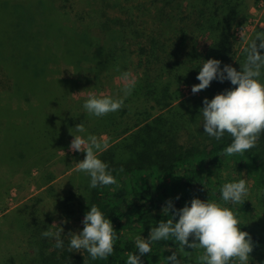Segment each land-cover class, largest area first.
<instances>
[{
    "label": "trees",
    "instance_id": "1",
    "mask_svg": "<svg viewBox=\"0 0 264 264\" xmlns=\"http://www.w3.org/2000/svg\"><path fill=\"white\" fill-rule=\"evenodd\" d=\"M250 3L0 0V211L5 212L0 264H126L127 254L137 252L135 237L147 238L151 228L170 219L162 213L166 202L182 209L194 198L231 209L251 237L257 260L252 264H264V226L257 222V212L264 217V133L253 149L226 158L222 151L232 138L207 136L200 111L204 99L235 86L214 80L193 97L183 98L180 91L182 84L200 83L196 77L209 59L221 61V70L230 65L239 71L248 43L264 31L255 30L237 49L233 30L249 17ZM62 65L73 73L60 76ZM123 71L136 78L124 107L103 117L89 115L83 104L90 93L123 95L118 79ZM82 123L86 131L77 133ZM72 135L99 140L107 135L108 148L97 155L116 184L91 189L90 177L77 171L71 188H56L49 168L67 161L58 152ZM34 170L38 176L33 177ZM19 175L45 189L7 210ZM240 179L247 181L249 195L239 204L225 203L222 185ZM93 204L116 231L114 251L105 259L74 252L61 229L60 219L78 214L84 219ZM49 227L60 233L63 248L55 247V238L42 236ZM186 250L182 264H197L200 250ZM172 252H178L174 239L160 241L141 259L167 264Z\"/></svg>",
    "mask_w": 264,
    "mask_h": 264
},
{
    "label": "clouds",
    "instance_id": "2",
    "mask_svg": "<svg viewBox=\"0 0 264 264\" xmlns=\"http://www.w3.org/2000/svg\"><path fill=\"white\" fill-rule=\"evenodd\" d=\"M257 41H260L259 45ZM261 50H264V31L257 32L248 43L246 58L239 71L230 65H225L221 70V61L209 59L200 67L196 77L200 83L191 89L193 94H197L207 89L214 80L221 83L227 80L235 86L232 90L217 94L211 101L204 99L200 111L207 136L216 141H221L225 134L232 138V142L222 151L226 158L243 155L253 149L264 133V83L260 81L264 72V55H261ZM116 70L120 71L119 68ZM118 79L123 95L97 96L90 93L83 104L89 115L103 117L124 107L125 99L135 88L136 78L132 72L123 71ZM75 130L77 133L86 131L83 123L77 125ZM73 137L70 151L86 153L84 160L76 163V170L90 177L89 188L116 184L117 180L109 171L108 164L97 155L106 150L108 144L102 143L95 135ZM220 191L222 200L232 204L241 203L249 195L245 179L225 183ZM162 213L170 219L160 221L156 227L151 228L147 238L140 235L135 237L137 252L127 254L126 264H143L141 258L151 253L154 243L169 239H174L177 243L178 252L165 257L167 264H182L180 254L187 255L186 249L200 250L196 258L197 264H249L250 253L253 251L251 237L247 232L241 231L240 220L228 207L194 198L190 207L186 204L182 209H176L168 201ZM82 223V232L69 234L70 249L77 252L83 249L93 260L110 256L117 239L111 221L93 204ZM51 228L43 231L42 236L55 238V247L63 248L60 233L53 232Z\"/></svg>",
    "mask_w": 264,
    "mask_h": 264
},
{
    "label": "rangeland",
    "instance_id": "3",
    "mask_svg": "<svg viewBox=\"0 0 264 264\" xmlns=\"http://www.w3.org/2000/svg\"><path fill=\"white\" fill-rule=\"evenodd\" d=\"M235 28L244 29L243 38L238 39L236 42L237 49L241 51L244 48V46L247 44V42H249L251 35L253 34V32H255V30L259 28L264 29V0H251L250 8H249V17L241 25L235 26ZM235 28L233 30L234 34L236 32ZM59 68L61 70V71L59 70L60 76H70L73 73V68L67 65H62ZM184 85H187V84H182L180 86V91H181L183 98H189V97H193L194 95L201 94V92L197 94H193L191 91L192 85H189L187 87H184ZM73 139L74 137L72 136L69 139L68 147L58 152L59 157L66 156L67 161L58 160L56 163H53L52 166L49 168L55 172L57 179L53 183L56 185V188L57 189L59 188L60 190L62 189L66 190L72 187L70 184V180L77 177L76 163L82 162L86 155V153H83V152L70 151V144ZM100 140L102 141V143H107L108 141L107 135H103L100 138ZM182 141L186 142L187 137H182ZM33 173H34L33 177L39 175L38 170H34ZM76 184H77V181H75V185ZM44 189L45 187L42 189H38L37 186L34 184V181L32 180V178H24L20 175L16 176V178L14 179L13 186L8 196V202L6 206V208H8L7 210L15 208L17 205L21 204L22 202L26 201L27 199L36 195L37 193L43 191ZM255 194L256 192L253 193L251 191V195L254 200L256 199ZM80 199H82V197H80ZM4 213L5 212H2V210L0 211V223L3 219ZM82 221H83V217L80 214H78L77 216H74L72 220L60 219L62 232L66 234L69 241H70V235H69L70 233L79 234L80 232H82L83 230ZM257 222L260 226L261 225L264 226V217L261 215H258V212H257ZM72 250L78 254H83L85 251L83 249L79 250V252H77L74 249ZM262 250H264V245L262 247ZM253 260L254 262L257 263V260L254 257V252H251L249 264H252Z\"/></svg>",
    "mask_w": 264,
    "mask_h": 264
},
{
    "label": "built area",
    "instance_id": "4",
    "mask_svg": "<svg viewBox=\"0 0 264 264\" xmlns=\"http://www.w3.org/2000/svg\"><path fill=\"white\" fill-rule=\"evenodd\" d=\"M244 29H236L235 35L237 40L243 38ZM189 85H184V87H187Z\"/></svg>",
    "mask_w": 264,
    "mask_h": 264
}]
</instances>
